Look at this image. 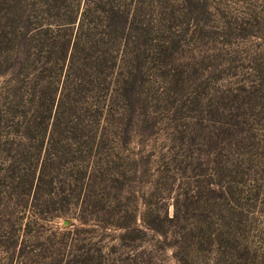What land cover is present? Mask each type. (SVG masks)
I'll return each instance as SVG.
<instances>
[{"label":"rangeland","instance_id":"rangeland-1","mask_svg":"<svg viewBox=\"0 0 264 264\" xmlns=\"http://www.w3.org/2000/svg\"><path fill=\"white\" fill-rule=\"evenodd\" d=\"M153 13L163 64L105 187L76 204L57 178L38 221L48 234L72 224L106 264H264V0H161ZM2 191L0 221H19Z\"/></svg>","mask_w":264,"mask_h":264},{"label":"trees","instance_id":"trees-1","mask_svg":"<svg viewBox=\"0 0 264 264\" xmlns=\"http://www.w3.org/2000/svg\"><path fill=\"white\" fill-rule=\"evenodd\" d=\"M160 1L0 0V188L22 210L0 221V264H106L72 224L48 234L38 220L57 178L76 204L105 187L163 64Z\"/></svg>","mask_w":264,"mask_h":264}]
</instances>
